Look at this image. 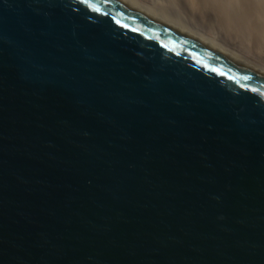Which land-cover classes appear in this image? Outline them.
<instances>
[{"label":"water","instance_id":"water-1","mask_svg":"<svg viewBox=\"0 0 264 264\" xmlns=\"http://www.w3.org/2000/svg\"><path fill=\"white\" fill-rule=\"evenodd\" d=\"M0 264H264V76L119 0H0Z\"/></svg>","mask_w":264,"mask_h":264},{"label":"bare ground","instance_id":"bare-ground-1","mask_svg":"<svg viewBox=\"0 0 264 264\" xmlns=\"http://www.w3.org/2000/svg\"><path fill=\"white\" fill-rule=\"evenodd\" d=\"M124 2L126 5L138 10L145 15L156 19L158 13L164 18V21L160 20L167 25L173 24L174 27L178 28V32L182 35L194 34L196 41L206 44L207 46L213 48L214 50L220 52L221 54L233 55L239 62H242L247 67L251 66L257 72L264 76V68L257 63L255 60L251 59L250 56L244 57L241 54L235 52L230 48H225L223 43H219L215 39L207 37L205 34L196 30L191 24H186L178 15L171 14L168 15L165 8L161 7L162 10L156 11L152 8L144 6V3L139 0H119ZM177 4L183 11L188 14L193 21H200L202 24L215 25L214 20L215 13L219 9V15L217 17V27L221 32L228 33L230 39L241 38L242 43L255 46L259 50V57L264 60V50L259 47L264 44V0H172ZM157 7V6H154ZM157 14V15H156ZM198 23V22H196ZM234 31L238 34L234 35ZM241 33V34H240ZM239 36V37H238ZM244 39V40H242ZM231 58L234 59V57ZM261 60V61H262ZM264 63V61H262ZM249 68V67H248ZM250 69V68H249ZM252 70V69H251Z\"/></svg>","mask_w":264,"mask_h":264},{"label":"rangeland","instance_id":"rangeland-1","mask_svg":"<svg viewBox=\"0 0 264 264\" xmlns=\"http://www.w3.org/2000/svg\"><path fill=\"white\" fill-rule=\"evenodd\" d=\"M140 1L144 3V6L147 5L146 7H148V5H149L148 8H152L151 5H153V8L157 9V10L155 9L156 11L162 10L161 7L162 8L164 7L165 10L167 11L166 13H168V15L169 14H171V16L173 14L174 15H178L186 24H188V25L191 24L196 30H198L201 33L205 34L207 37L217 40L220 44L223 43L225 48H230V49L234 50L235 52H237V53H239L241 55L243 54L242 56H244V57L250 56L251 59L255 60L257 63H259L264 68V63L262 62L264 60H262L261 56L259 57V52H258L259 50H257L255 46L248 45L246 43H242L241 38H240V40L239 39H230V36H229L228 33L221 32L218 29V27H217V17L219 15H221V13H219V9L215 13V16H214V20H215L216 24L215 25H211V24L210 25H206V24H202L199 20L198 21L197 20L196 21L191 20V19H194V18H191L188 14L186 15V13H184V11L177 4H175L172 0H139V3H140ZM154 6H157V7H154ZM174 15H173V17H174ZM156 19H160V20L164 21L163 16L161 14H159V13H158ZM164 22H166V21H164ZM196 22H198V23H196ZM169 26L172 27L176 31L178 30V28L174 27L173 24H171ZM233 33H234V35L238 34L237 31H234ZM242 34L241 35L238 34V35L242 36L244 38V36H243L244 34L243 35ZM185 36L189 37L191 39H194L191 36L195 37L194 34H192V33H190V35H185ZM244 39H242V40H244ZM259 48L261 50H264V44L262 46H260ZM222 55L227 57V58H229V59H231V60H233V61H235V62H237V63H239V64H241V65H243V66H245V67H247L242 62H239V60H237L233 55H228V54H222ZM231 56H233L234 59L231 58ZM248 67L250 69H252L253 71L257 72L255 70V68L253 69L251 66H248ZM257 73H259V72H257Z\"/></svg>","mask_w":264,"mask_h":264}]
</instances>
